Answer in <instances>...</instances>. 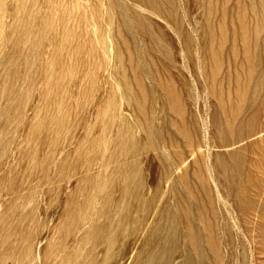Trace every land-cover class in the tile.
Listing matches in <instances>:
<instances>
[{
  "label": "rangeland",
  "instance_id": "374dc122",
  "mask_svg": "<svg viewBox=\"0 0 264 264\" xmlns=\"http://www.w3.org/2000/svg\"><path fill=\"white\" fill-rule=\"evenodd\" d=\"M93 2L0 0V264H135L138 250L161 210L175 206L174 201L165 203L171 195L170 186L175 184L179 189L176 179L182 172L192 174L194 159L188 160L181 170L169 177V184L161 187L147 212L159 171L152 160L154 153L145 152L139 156L144 172L138 193L141 195L139 211L144 210L142 213H147V217L138 235L131 223L123 229L118 200L122 190L106 191L103 180L109 172L101 168L104 158L97 157L101 148L91 150L90 141L92 138L108 140L117 133L113 130L101 134L110 121L108 116L125 119L126 122L117 121L122 127L132 122L124 104L130 96L126 95L124 87L126 83L133 86L134 81L127 65L120 63L114 48L116 16L103 8L97 19H91L93 14L86 11ZM95 24H106L107 27H101V33L96 26L94 29ZM159 67L161 79L164 75H172V70L164 69L160 64ZM185 75L186 80L188 78L182 90L187 102L185 116L195 124L197 139L193 148L198 147V155L213 159L216 154H230L233 149L258 141L221 151L209 149L208 143L214 137L211 123L214 101L203 79H197L193 84L190 75ZM171 78L176 90H180L179 81ZM144 85L149 89L147 100L155 114L153 125L163 131L175 118L165 111L167 104L156 83L144 80ZM256 89L253 87L257 99L252 122L255 129L264 125V116L258 110L261 95L259 88ZM106 105L113 110L104 111ZM169 130L175 135L174 144L178 147L182 139ZM137 136L140 138L139 134ZM159 152L162 162L170 165L171 152L161 149ZM243 162H246L243 163L244 178L235 180L236 192L243 197L239 203L242 207H237L222 193L224 205L213 191L216 221L221 230L224 220L231 228L234 226L233 259L238 261L237 264H264V143L248 148L243 153ZM230 163L227 161L229 166ZM231 203L236 206L230 207ZM135 216L136 212L132 213V218ZM235 227L241 230L237 231ZM221 259L223 264V249ZM235 260L231 264H236Z\"/></svg>",
  "mask_w": 264,
  "mask_h": 264
},
{
  "label": "bare ground",
  "instance_id": "6f19581e",
  "mask_svg": "<svg viewBox=\"0 0 264 264\" xmlns=\"http://www.w3.org/2000/svg\"><path fill=\"white\" fill-rule=\"evenodd\" d=\"M70 1L72 3L73 0ZM103 8H107L116 16L114 48L118 52L120 63L127 65V70L131 72L132 81H134L133 86L126 83L124 87L126 95L130 96L124 104L132 122H127L122 127V124L118 125L117 121L118 119L125 121V119L116 115L108 116L110 121L103 127L101 134L113 130L117 133L108 140L105 138L100 141L92 138L90 149L101 148L97 157L104 158L101 168L104 172H109L103 180L106 191L122 190L118 200L123 229L131 223L134 233L138 235L147 217V213H142L144 210L139 211L141 195L138 193L144 180V172L141 170L143 162L138 158L139 156L145 152L154 153L152 160L155 161L159 171L152 187L153 195L147 204V212L161 187L169 184V177L181 170L188 160L194 159L192 174L183 171L180 177L175 178L180 188L176 189L175 184L169 185L171 195L164 200L165 203L174 201L175 206L161 210L138 250L135 264H220L222 249L225 250L223 264H231V261L235 260L233 259L235 254L233 243L236 240L232 231L234 226L231 228L230 225L225 224L224 220L222 230L219 228L213 206V191L224 205L226 203L222 193L237 207H242L239 203H242L243 197L240 192H236L238 189H236L235 180L244 178L246 162H243V153L250 147L256 148L264 143V125L255 129L252 123L255 114L253 108L257 102L253 87L255 90L259 88L261 97L258 110L264 116V0H106V2L94 0L93 4L87 6L86 12L90 11L93 14L90 18L95 20ZM95 26L97 31L102 33L103 26L95 24L94 29ZM108 31L105 33L109 34ZM97 49L99 50V46ZM159 64L164 69L172 70V75H164V79H161L158 75L161 71ZM187 73L193 84H196L197 79H203L207 86L206 90L214 101L211 121L214 137L208 143L209 149L221 151L249 144L253 140L258 141L235 151L232 148L233 152L230 154H216L213 159L209 156L212 160L198 155V147L193 148L194 145L196 146L197 139L195 124H191L192 119L188 120L185 116L187 102L182 90L188 80L185 75ZM171 77L179 81L182 87L180 90H176ZM144 80L156 83L164 103L167 104L165 111L175 118V121H169L167 128H163V131L158 129L159 126L153 125L155 114L151 102L147 100L149 89L144 85ZM117 87L119 88L118 85ZM199 89H197L198 92ZM111 110H113L111 106H105L104 111ZM168 127L182 139V144L177 145L178 147L174 144L175 135L171 134ZM188 147L191 150L187 151ZM160 149L171 152L170 165L162 162ZM227 161L231 162V166L227 164ZM236 205L233 206L231 203L230 207ZM134 212L136 216L132 218ZM255 236L259 237L254 234ZM239 238L240 236L238 240ZM245 250L248 252V249ZM252 257L254 259V256Z\"/></svg>",
  "mask_w": 264,
  "mask_h": 264
}]
</instances>
